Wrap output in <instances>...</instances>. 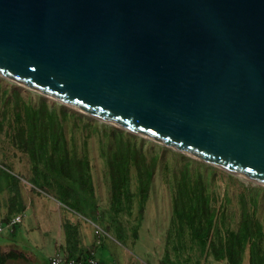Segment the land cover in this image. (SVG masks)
<instances>
[{
	"label": "water",
	"instance_id": "95a60500",
	"mask_svg": "<svg viewBox=\"0 0 264 264\" xmlns=\"http://www.w3.org/2000/svg\"><path fill=\"white\" fill-rule=\"evenodd\" d=\"M0 77L264 187V0H0Z\"/></svg>",
	"mask_w": 264,
	"mask_h": 264
},
{
	"label": "trees",
	"instance_id": "16d2710c",
	"mask_svg": "<svg viewBox=\"0 0 264 264\" xmlns=\"http://www.w3.org/2000/svg\"><path fill=\"white\" fill-rule=\"evenodd\" d=\"M73 113L61 107H50L44 101L31 105L16 92L8 97L0 92V132L12 146L26 154L33 172V179H41L47 186L53 185L57 201L66 209L82 217L95 212L93 183L87 155V139L96 130ZM82 128L84 139L82 152L77 151L73 132ZM79 130V129H78ZM69 133V137L66 135ZM100 139L110 189L111 221L116 222V237L120 240V222L116 216L129 213L132 199L138 200V215L142 216L148 199L159 156H148L135 138L125 131L112 129ZM182 155V154H181ZM170 171V229L175 242L183 246L185 238L196 244L201 254H208L214 262L242 264L247 253L248 264H264V205L261 220L257 217L259 198L257 193L243 192L237 196L239 219L235 229L224 223L225 203L218 202L214 191L215 173L203 174L192 170L188 163L180 167L166 166ZM134 170L136 193L130 192L131 173ZM37 184V182H34ZM35 184H33L35 186ZM13 196L11 197V199ZM226 195L224 197L225 199ZM65 248L60 247L61 264H105L90 251L79 246L78 225L68 218L62 220ZM15 228L7 231L10 238ZM2 235V234H0ZM102 247V246H101ZM72 261V262H71ZM169 262L166 249L160 264ZM0 264H38L21 251H3L0 248ZM49 264V263H48Z\"/></svg>",
	"mask_w": 264,
	"mask_h": 264
},
{
	"label": "rangeland",
	"instance_id": "374dc122",
	"mask_svg": "<svg viewBox=\"0 0 264 264\" xmlns=\"http://www.w3.org/2000/svg\"><path fill=\"white\" fill-rule=\"evenodd\" d=\"M5 91L8 97L13 92L18 93L31 105L36 106L39 101H44L50 107H61L68 113L78 116L83 124H88L96 130V133L87 139V155L96 208L93 215L86 218L63 207L56 199L53 185H45L40 178L33 179V172L26 154L12 146L4 132H0V222L8 213L11 215L24 214L23 220L21 219L20 223L14 227L16 229L15 239L19 241L25 240L30 232L35 233L37 227L40 226L41 231L45 232L41 233L44 237L41 239L37 234H34L36 241L30 250L35 248L42 253L43 264L49 263V256L54 255V250L58 246H61L62 249L66 246L62 229L63 217L78 225V247L82 251H90L95 254V257L105 264H160L166 249L169 253L167 264H225L214 262L206 253L201 254L199 247L196 244H191L186 238L182 247L176 244L174 231L170 229L171 176L170 171L165 168L169 165L176 168L188 163L192 170L198 168L206 175L210 171L215 173L213 189L218 195V202L223 199L225 203L224 223L227 227L235 229L237 226L239 219L237 196L243 192L258 194L257 217L259 220L262 218L263 186L140 137L141 139L135 138L136 142H141L143 150L148 156L158 155L159 164L148 199L144 204L142 216L138 215L136 197L132 199L129 213L125 210L116 216V220L120 222V226L117 228L121 231V237L118 240L116 222L111 221L113 214L109 208L108 172L105 161L101 157L100 139L106 142L104 132L109 133L112 129L122 132L124 130L98 121L74 108L0 77V92ZM78 129L73 132V136L77 151L81 153L84 133L82 128ZM126 133L131 138L137 136L129 132ZM66 135L69 137L67 131ZM131 174L130 192L136 193L134 170ZM6 195L9 198V205L5 204ZM225 195V199L228 200H224ZM98 233L101 234L100 237L97 235ZM6 236H8L6 232L2 233L0 240L7 238ZM242 264H248L247 253L243 257Z\"/></svg>",
	"mask_w": 264,
	"mask_h": 264
},
{
	"label": "crops",
	"instance_id": "0c3cea01",
	"mask_svg": "<svg viewBox=\"0 0 264 264\" xmlns=\"http://www.w3.org/2000/svg\"><path fill=\"white\" fill-rule=\"evenodd\" d=\"M5 204L9 205L8 196H7V201H6V197H5ZM17 215H21V216L23 215L22 216V220H23L24 214H19L18 213V214L11 215L10 213H8V214L5 215V217L0 222V223H2V222H4V223H2L0 225H4V224L8 223L12 218H14ZM63 218H62V220H63ZM19 223H16L15 225H17ZM15 225L13 227H15ZM41 233H45V232H42L41 229H40V226H38L37 229L35 230V233L34 232L33 233L30 232V234H28V236H27V238L25 240L21 239L19 241V240L15 239V234H16V229H15L14 235L11 238L8 237L9 236L8 235V236H6L7 238H5V239L3 238V239L0 240V248L3 251H8V250L21 251V252H23L25 254H28L30 259L33 260L35 263L43 264L42 253L40 251H37L35 248H32V250L35 249L34 251L30 250L31 246L36 241V238H35L34 234H37L42 239L44 236ZM54 247H55V245H54ZM60 247L61 246H58L57 249L54 250V254L57 253V252L60 253ZM29 253L32 254V256H30ZM52 256L50 255L49 258L52 257Z\"/></svg>",
	"mask_w": 264,
	"mask_h": 264
},
{
	"label": "built area",
	"instance_id": "2783aa9c",
	"mask_svg": "<svg viewBox=\"0 0 264 264\" xmlns=\"http://www.w3.org/2000/svg\"><path fill=\"white\" fill-rule=\"evenodd\" d=\"M21 219H22V216L17 215L14 218H12L8 223H6L4 225H0V234L5 233L7 231H11L13 226L16 223H19L21 221ZM99 232H100V230H99ZM97 235L99 237L101 236L100 233H98ZM62 262H63V258L59 252L55 253L52 257L49 258V264H61Z\"/></svg>",
	"mask_w": 264,
	"mask_h": 264
},
{
	"label": "bare ground",
	"instance_id": "6f19581e",
	"mask_svg": "<svg viewBox=\"0 0 264 264\" xmlns=\"http://www.w3.org/2000/svg\"><path fill=\"white\" fill-rule=\"evenodd\" d=\"M44 96H46V97H48V98H50V99H53L51 96H49V95H44ZM54 100V99H53ZM68 106V105H67ZM72 108V107H71ZM75 109V108H74ZM76 110H78V109H76ZM79 111V110H78ZM233 173L234 174H237L238 175V173H236V172H234L233 171ZM242 177V176H241ZM243 178H245V177H243ZM246 179H249V180H251V181H254V182H256L257 184H258V182L259 181H257V180H255V179H250V178H246Z\"/></svg>",
	"mask_w": 264,
	"mask_h": 264
}]
</instances>
